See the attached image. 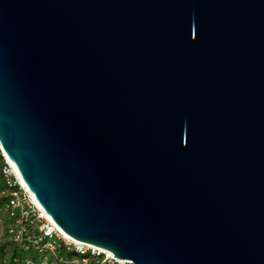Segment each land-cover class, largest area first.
Wrapping results in <instances>:
<instances>
[{"label":"water","instance_id":"water-1","mask_svg":"<svg viewBox=\"0 0 264 264\" xmlns=\"http://www.w3.org/2000/svg\"><path fill=\"white\" fill-rule=\"evenodd\" d=\"M0 148L124 264H264V0H0Z\"/></svg>","mask_w":264,"mask_h":264},{"label":"built area","instance_id":"built-area-1","mask_svg":"<svg viewBox=\"0 0 264 264\" xmlns=\"http://www.w3.org/2000/svg\"><path fill=\"white\" fill-rule=\"evenodd\" d=\"M2 173L8 200L0 211V243L7 254L0 264H124L111 251L66 234L7 157Z\"/></svg>","mask_w":264,"mask_h":264},{"label":"trees","instance_id":"trees-1","mask_svg":"<svg viewBox=\"0 0 264 264\" xmlns=\"http://www.w3.org/2000/svg\"><path fill=\"white\" fill-rule=\"evenodd\" d=\"M4 163H5V157L0 148V211H3L5 209L8 200V197L3 194V191L5 190V180L2 173V167ZM6 248L7 246L5 244L0 243V263L3 262L7 254Z\"/></svg>","mask_w":264,"mask_h":264},{"label":"rangeland","instance_id":"rangeland-1","mask_svg":"<svg viewBox=\"0 0 264 264\" xmlns=\"http://www.w3.org/2000/svg\"><path fill=\"white\" fill-rule=\"evenodd\" d=\"M18 252L21 253V254H23V255L26 254V252L25 251H22V250H19ZM32 253H33L32 251L29 252V254H32Z\"/></svg>","mask_w":264,"mask_h":264}]
</instances>
